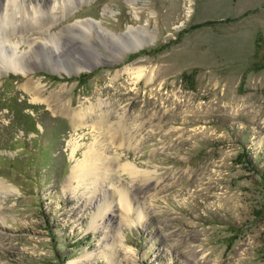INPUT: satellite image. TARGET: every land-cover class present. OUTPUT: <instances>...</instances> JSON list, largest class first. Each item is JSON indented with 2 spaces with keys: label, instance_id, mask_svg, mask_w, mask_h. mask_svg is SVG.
<instances>
[{
  "label": "rangeland",
  "instance_id": "obj_1",
  "mask_svg": "<svg viewBox=\"0 0 264 264\" xmlns=\"http://www.w3.org/2000/svg\"><path fill=\"white\" fill-rule=\"evenodd\" d=\"M53 1L0 0L21 55L59 41L0 70V264H264V0Z\"/></svg>",
  "mask_w": 264,
  "mask_h": 264
},
{
  "label": "bare ground",
  "instance_id": "obj_2",
  "mask_svg": "<svg viewBox=\"0 0 264 264\" xmlns=\"http://www.w3.org/2000/svg\"><path fill=\"white\" fill-rule=\"evenodd\" d=\"M58 4H59V2L57 0H54L51 4H49L48 6H45V7H46V9H48L47 11H52L56 8V6ZM13 5H15V4H13ZM43 9H45V8L35 7V9L33 10L35 16L31 14L30 15L31 17L30 18L28 17V18L30 21H34V22L38 23L37 25L35 24V26H33V27H37V28L40 27L41 30L42 29L48 30L49 25L44 27L45 22L41 21L42 19H41L40 15H37ZM4 20H6V19H4ZM30 21H29V23H30ZM1 23L3 24V22H1ZM88 23H90V25H91L92 22L91 21H86V22L85 21L84 22L83 21H77L72 26L84 30V28L88 27L87 26ZM3 26H4V24H3ZM13 27L14 26H12L11 30L9 29V32L6 33V32H2L3 31L2 26L0 24V70L4 69V70L14 71V72H18V73H25L26 70L30 69L31 66H33V64H35L36 62L44 61L47 58H49V56H47V54L41 53L42 52L41 49H44L49 43H52V44L55 43L56 48L59 45V41H57V39L53 35H51V34L47 35L46 34V36H45L46 39L43 41L44 43L41 41L36 42V43H29L31 49L26 50V52L25 51L22 52V55H21L20 49H19L20 41L19 40L18 41L12 40L13 34L10 32L11 31L14 32L15 27L14 28ZM17 30H18V28H17ZM9 47L11 48V50H8ZM27 55H29L31 60H33L32 62H30L29 60H27L26 62L21 60V57L27 58ZM78 62L79 63L77 64V66L75 68L78 69L82 66H85V63H86L85 60L84 61H78ZM27 83H28L27 85L29 87L33 88L37 92H39L38 90L42 89V85L40 84V82L29 80ZM34 100L44 101L46 99L40 96V97H34ZM60 109L62 111L70 112V111H68V108L65 107L64 105H63V107L61 106ZM74 115H76V113ZM122 134H121V137L123 138ZM114 160H115V158L110 157L109 155H107L105 153V149L103 147H99V145L95 146V143H94V144L90 145L88 147V149H86L84 151L83 158L78 160L75 163V165L73 166L71 178L76 179L78 182H80L81 180L82 181L83 180H90L92 183V184H90V187L92 188V190L94 189L93 191H96L102 185L101 182L104 181L106 178L111 179V180L114 179L113 166H112L114 163ZM125 169L130 173H136L138 171V169L133 164L128 163V162L125 163ZM144 179L145 178H143V180ZM112 196H114V195H112ZM132 197L133 196L131 195V198H130V193L127 190V188H121V189L117 190V199H119V204L126 211L130 210V207H131V201L130 200L132 199ZM114 200H115V198H111L110 196H106L103 199L101 205L98 208V212L95 214L94 221L102 213V210L106 209L107 206L110 205L111 202ZM138 216H141L140 212H138ZM104 254L107 257L109 256L110 259L113 260V256L111 257V254H108V252H105Z\"/></svg>",
  "mask_w": 264,
  "mask_h": 264
}]
</instances>
